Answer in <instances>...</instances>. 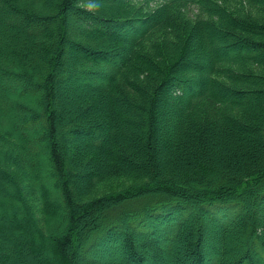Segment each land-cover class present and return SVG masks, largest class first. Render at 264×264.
Listing matches in <instances>:
<instances>
[{
    "label": "trees",
    "instance_id": "1",
    "mask_svg": "<svg viewBox=\"0 0 264 264\" xmlns=\"http://www.w3.org/2000/svg\"><path fill=\"white\" fill-rule=\"evenodd\" d=\"M0 264H264V0H0Z\"/></svg>",
    "mask_w": 264,
    "mask_h": 264
},
{
    "label": "rangeland",
    "instance_id": "2",
    "mask_svg": "<svg viewBox=\"0 0 264 264\" xmlns=\"http://www.w3.org/2000/svg\"><path fill=\"white\" fill-rule=\"evenodd\" d=\"M19 241H20V238H19ZM39 256L42 257L43 255L39 254ZM42 258H44V257H42Z\"/></svg>",
    "mask_w": 264,
    "mask_h": 264
}]
</instances>
